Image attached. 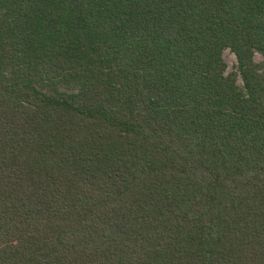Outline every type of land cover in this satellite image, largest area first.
I'll use <instances>...</instances> for the list:
<instances>
[{
    "label": "trees",
    "instance_id": "1",
    "mask_svg": "<svg viewBox=\"0 0 264 264\" xmlns=\"http://www.w3.org/2000/svg\"><path fill=\"white\" fill-rule=\"evenodd\" d=\"M0 264H264V0H0Z\"/></svg>",
    "mask_w": 264,
    "mask_h": 264
},
{
    "label": "rangeland",
    "instance_id": "2",
    "mask_svg": "<svg viewBox=\"0 0 264 264\" xmlns=\"http://www.w3.org/2000/svg\"><path fill=\"white\" fill-rule=\"evenodd\" d=\"M223 60L227 66V72H233L236 70V59L234 57V55L229 51L226 50L223 53ZM255 61L258 63L263 62V58L260 55H256L255 56ZM240 83V81H238Z\"/></svg>",
    "mask_w": 264,
    "mask_h": 264
}]
</instances>
